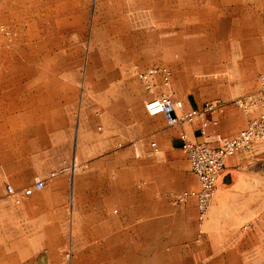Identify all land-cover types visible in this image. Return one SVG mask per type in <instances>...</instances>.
<instances>
[{
	"label": "rangeland",
	"instance_id": "rangeland-1",
	"mask_svg": "<svg viewBox=\"0 0 264 264\" xmlns=\"http://www.w3.org/2000/svg\"><path fill=\"white\" fill-rule=\"evenodd\" d=\"M159 1L0 0V124L6 126L5 132L0 130V140L6 143L3 148L7 160L18 159L20 151L24 157H29L32 151L33 155L38 153L46 181L59 175L62 167L69 168L77 126L87 115L88 120L90 116L91 119L101 116L111 121V117H121L119 113H129L140 123L155 120L143 115L149 94L141 86L136 71L164 63V58L171 56L162 53L164 46L175 45V39L165 37L171 31L159 27ZM211 18L201 16L204 19L199 23L204 30L201 33L211 29V22L207 21ZM222 25L221 32L230 28L226 21ZM235 25L243 26L233 23L231 27ZM212 34L184 37L182 44L198 51L223 52L227 54L224 62L227 63L232 48L248 40ZM262 47L264 53V37ZM170 70L169 92L175 91L176 83L184 88L193 79L198 82L195 87L200 97L208 93V84H202L218 77L220 72L181 67ZM260 72H264V59L256 74ZM225 84L218 88L233 90V95L248 88L235 85L234 80ZM155 89L164 90L159 83ZM238 160L239 166L226 168L225 176L230 180L224 182V176L218 182L202 232L198 225L193 227L187 215L177 225L178 232L174 235L178 245L167 242L173 233L164 228L166 223L149 224L152 244L156 237L163 242L151 247H116L111 244L109 231L81 229L79 213L84 200L78 199L74 192L71 202L68 180L46 184V193L35 202L54 204L55 221L60 222V228L51 231V237L57 238L62 264H264V151ZM54 170L59 172L56 176H52ZM55 191H62V197L55 196ZM174 193L167 195L168 207H187L186 203L173 202ZM138 227L136 242L142 234ZM2 232L15 233L7 229ZM19 233L25 235L27 231ZM188 239L191 241L185 243ZM143 248L150 250L151 255L143 252ZM66 249L70 250L68 259L63 256ZM129 251L135 252L131 255ZM157 255L162 256L156 258Z\"/></svg>",
	"mask_w": 264,
	"mask_h": 264
},
{
	"label": "crops",
	"instance_id": "crops-1",
	"mask_svg": "<svg viewBox=\"0 0 264 264\" xmlns=\"http://www.w3.org/2000/svg\"><path fill=\"white\" fill-rule=\"evenodd\" d=\"M159 6V27L171 31L165 34L166 38L176 40L174 46H164L162 53L171 56H166L164 63L159 64L175 70L181 67L184 70L220 71L218 77H212V80L202 84H208V93L204 97H200L195 87L198 82L193 79L188 85L190 87L179 88L180 84L176 83L174 96L182 99L186 108L199 107L203 103L197 102L207 100L229 102L214 113V122L208 126V130L225 135L235 134L244 126L246 117L233 107L231 101L255 89L259 74H256V70L263 65L264 0H165V3L160 0ZM201 16L212 17L207 20L211 22V29L207 33H201L204 30L199 28V23L204 21ZM223 21L228 22L230 28L221 32ZM233 23H242L243 26L231 27ZM211 33L214 37L248 40L232 48L227 63H224L227 54L223 52L198 51L192 46L185 48L182 44L184 37L209 36ZM233 80L235 85H246L248 88L236 95H233V90L218 88L220 85L225 86L226 81ZM119 115L121 117L118 119L111 117V121L101 116L92 119L90 116L88 120L87 115L83 123L77 126L74 154L69 168L62 167L59 175V172L52 171V176H57L46 180L44 189L34 192L19 205H14L6 196L5 185L9 183L15 188H21L16 186H26L35 175L44 176L45 172L40 169V155H33V151L29 157H24L20 151L18 159L7 160L3 148L6 143L0 140V264H62L57 253V238L51 237V231L60 228V222L56 224L55 221L54 204L35 202L41 194L46 193V184L50 185L53 181V184L70 181L71 202L74 192L78 199L84 200V208L79 213L82 215L81 229L109 231L111 244L116 247L161 245L163 242L157 241V237L155 243L150 241L151 229L148 228L152 222L158 226L166 223L164 228L173 233V236L167 237V242L175 245L178 242L175 241L174 233L178 232L177 225L182 223L184 216H189L193 227H196L197 210L194 201L185 202V208L168 207L170 202L167 201V195L198 187L196 176L179 149L181 132L200 139L198 124L168 126L162 115L149 116L146 113L143 115L155 120L140 123L129 113ZM4 127L5 124L2 128L0 126V130L5 132ZM150 141L156 142V153L150 147ZM238 158V155L229 158L226 166H239L241 162ZM56 164L60 163L57 161ZM55 192V196L62 197V191ZM136 221L140 222L136 224ZM137 225L142 234L136 242ZM4 229L15 233L7 235L2 232ZM38 229L43 232L38 234ZM21 230L27 233L18 234ZM190 241L188 239L185 243ZM142 250L149 256L152 253L145 248ZM129 252L133 255L135 251ZM159 256L162 255L156 258ZM147 261L150 262V259Z\"/></svg>",
	"mask_w": 264,
	"mask_h": 264
},
{
	"label": "built area",
	"instance_id": "built-area-1",
	"mask_svg": "<svg viewBox=\"0 0 264 264\" xmlns=\"http://www.w3.org/2000/svg\"><path fill=\"white\" fill-rule=\"evenodd\" d=\"M136 77L144 91L149 94L144 101L147 115H162L168 126L198 124L200 139H195L185 132L179 134L181 141L179 149L196 176L198 187L175 192L172 199L174 203L179 204L190 199L194 201L197 225L200 227L198 230L202 232L201 227L208 217L218 182L226 174L227 160L237 155L251 157L264 151V72L257 75L254 90L241 94L231 101L246 117L244 126L233 135L208 130V126L214 122V113L224 106L223 102L216 99L199 107L186 108L182 99L169 92L172 71L167 66L146 67L136 71ZM158 83L163 86V91H156ZM150 147L153 152L158 151L155 141H150ZM44 186V178L35 175L30 184L18 189L7 183L5 192L14 205H19ZM63 256L68 259L70 250H64Z\"/></svg>",
	"mask_w": 264,
	"mask_h": 264
},
{
	"label": "water",
	"instance_id": "water-1",
	"mask_svg": "<svg viewBox=\"0 0 264 264\" xmlns=\"http://www.w3.org/2000/svg\"><path fill=\"white\" fill-rule=\"evenodd\" d=\"M229 180H230V178H229L228 175H226V176L223 178V181H224V182H228Z\"/></svg>",
	"mask_w": 264,
	"mask_h": 264
}]
</instances>
